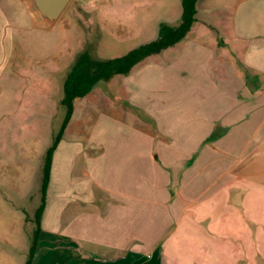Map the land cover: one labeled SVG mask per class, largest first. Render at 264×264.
<instances>
[{
    "label": "rangeland",
    "instance_id": "374dc122",
    "mask_svg": "<svg viewBox=\"0 0 264 264\" xmlns=\"http://www.w3.org/2000/svg\"><path fill=\"white\" fill-rule=\"evenodd\" d=\"M181 1L72 0L51 32L35 31L24 38L31 43L34 60L21 61L16 68L19 75L3 80V90L0 86V264H25L28 258L38 227L35 210L41 203V183L30 174L35 162L33 143L54 139L61 129L65 109L60 100L70 63L90 44L96 59L112 60L155 41L161 25L180 24ZM235 2L200 0L194 36L190 33L128 75L113 76L77 102L55 152L48 193L51 206L41 235L44 231L81 236L88 242V254L95 256H103L104 240L122 243L126 234L150 233L146 245L154 246L169 221V209L161 202L163 185L172 184V171L189 169L183 184L195 186L207 185L225 168L221 159L196 178L203 162L211 161L193 169L190 165L201 153L212 151L203 141L212 122H237L245 116L242 108L247 107L249 116L252 107L239 102L236 90L214 72L218 65L211 60L218 49L210 47V41L215 36L223 48L225 32L238 17L220 14L217 3L226 4L220 8L229 12ZM14 5L10 9H18L25 20L20 5ZM46 40L51 58L44 51ZM10 82L18 88L15 95L9 93ZM127 115L135 116V122L127 121ZM247 119L238 128L239 141L225 140L215 153L233 154L241 172L256 185L253 216L260 218L263 229L253 252L257 264H264V111ZM221 130L217 123L214 132ZM15 137L31 143L21 152L14 150ZM175 189H167L166 194ZM95 197L99 202L104 199V205L95 203ZM83 198L86 204L75 202ZM121 203L131 205L121 207Z\"/></svg>",
    "mask_w": 264,
    "mask_h": 264
},
{
    "label": "crops",
    "instance_id": "0c3cea01",
    "mask_svg": "<svg viewBox=\"0 0 264 264\" xmlns=\"http://www.w3.org/2000/svg\"><path fill=\"white\" fill-rule=\"evenodd\" d=\"M212 1L207 0V3L211 4ZM15 2L24 11L25 20L20 12H17L18 9L15 7L10 9V6H16ZM225 6L226 4L217 3L220 14L233 13L238 17L237 23L231 25L230 29H225L226 32L224 31L223 48L218 47L215 36L210 41L212 43L209 44L210 47L218 49V52L213 51L214 55L211 59L212 64L217 62L218 65L214 72L221 74L227 82V86L236 90L235 96L240 99L241 104L249 102L252 107L249 109V116H247V107L244 106L245 108L242 109L245 116L237 119V122H230L234 119H230L229 122L226 120L212 122L203 137V141L212 151L201 153L200 157H197L196 161L190 165L193 169L203 161H211L203 162L196 178L205 172L208 173L212 167L218 165L219 161H226L223 163L225 168L212 177L210 180L212 182H208L207 185L195 186L193 183L183 184L189 169L179 172L178 170L172 171V182L170 179L172 184H164L163 187L166 190L175 187L176 192L168 191V194H166V190L165 193L163 192L165 198L162 195L164 200L161 205L169 209V221L165 224L159 242L154 246L146 245L150 233L138 236L126 234L121 237L122 243L117 242L120 239H115L116 241L113 238L104 240L101 246L105 251L103 256H95L90 252L88 254V242L81 236L43 231L33 264H180L183 259L188 260V264L258 263L257 254L253 252V249L256 250L258 247V234L259 230L263 229V222L256 215L253 216L255 212L253 209L257 206L256 202L251 200L254 199L253 192L256 185L248 181L246 174L241 172L240 162L235 160L236 157L232 156L233 154L220 150L223 157H219L221 154L215 153V151L218 148L217 145L225 140H230L232 143L237 141L240 138L238 128L241 123L248 120L247 118H251L252 115L264 111V103H262L264 101V0H236L229 12L225 8H220ZM57 23L58 20L51 21L43 17L32 0H0L1 90H3V80L15 79L14 77L19 75L16 68L21 64V61L34 60V50L29 46L31 43L24 39L29 36L27 34L32 36L35 31L51 32ZM208 27L211 30H216L210 24ZM195 28L194 24L190 32L193 36ZM44 44L46 57L51 58L53 53L49 54V41L46 40ZM73 63H70L69 70ZM235 79L239 81L237 85L231 83ZM7 86L11 95L18 93V88H13L12 82L7 83ZM61 101L62 99L60 103ZM76 106L77 103L74 113ZM127 121L135 122V116L127 115ZM217 123L222 126L219 133L214 132ZM13 143L15 144L13 149L21 152L23 146L29 145L31 142L15 137ZM52 143L53 139H44L33 143L36 144L32 148L35 162L31 164L30 174L41 185L45 154ZM18 144L21 145L20 148H17ZM215 161H217L216 164ZM19 172L15 171L20 175ZM52 175L51 172L47 191V206L42 223L51 206L48 193L52 190ZM193 179L195 180V178ZM173 183L177 184L174 186ZM82 200L75 202L87 203L85 198ZM99 200V197L94 199L95 203H99L100 206L104 205L105 200L101 199L100 202ZM111 201L113 200L111 199ZM120 205L128 208V205L131 204L121 203ZM172 209H174L173 212Z\"/></svg>",
    "mask_w": 264,
    "mask_h": 264
},
{
    "label": "trees",
    "instance_id": "16d2710c",
    "mask_svg": "<svg viewBox=\"0 0 264 264\" xmlns=\"http://www.w3.org/2000/svg\"><path fill=\"white\" fill-rule=\"evenodd\" d=\"M198 2L199 0H182V19L179 25H161L158 38L155 41L134 48L123 57L98 60L94 56V48L91 44L78 54L64 80V97L61 106L65 109V118L58 135L53 139L52 145L45 154L41 203L35 211L38 227L31 237V248L25 264H33L37 255L42 232V219L47 206V191L51 180L54 154L72 119L77 101L90 95L97 86L107 82L113 76L128 75L135 66L147 58L159 55L182 42L194 27Z\"/></svg>",
    "mask_w": 264,
    "mask_h": 264
},
{
    "label": "water",
    "instance_id": "95a60500",
    "mask_svg": "<svg viewBox=\"0 0 264 264\" xmlns=\"http://www.w3.org/2000/svg\"><path fill=\"white\" fill-rule=\"evenodd\" d=\"M39 13L51 20L56 21L64 13L72 0H32Z\"/></svg>",
    "mask_w": 264,
    "mask_h": 264
}]
</instances>
